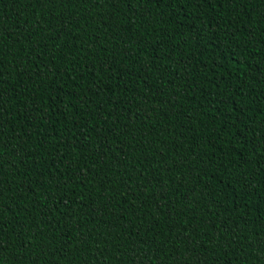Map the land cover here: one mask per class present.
I'll use <instances>...</instances> for the list:
<instances>
[{
  "label": "trees",
  "instance_id": "trees-1",
  "mask_svg": "<svg viewBox=\"0 0 264 264\" xmlns=\"http://www.w3.org/2000/svg\"><path fill=\"white\" fill-rule=\"evenodd\" d=\"M0 264H264V0H0Z\"/></svg>",
  "mask_w": 264,
  "mask_h": 264
}]
</instances>
